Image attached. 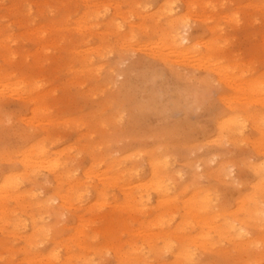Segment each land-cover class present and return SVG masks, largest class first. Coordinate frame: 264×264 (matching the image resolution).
I'll return each instance as SVG.
<instances>
[{"label": "rangeland", "instance_id": "rangeland-1", "mask_svg": "<svg viewBox=\"0 0 264 264\" xmlns=\"http://www.w3.org/2000/svg\"><path fill=\"white\" fill-rule=\"evenodd\" d=\"M181 20L185 57L168 43ZM254 79L264 0H0V264H264V121L219 128L264 112ZM41 150L56 167L24 164ZM226 221L249 234L220 237Z\"/></svg>", "mask_w": 264, "mask_h": 264}, {"label": "bare ground", "instance_id": "bare-ground-1", "mask_svg": "<svg viewBox=\"0 0 264 264\" xmlns=\"http://www.w3.org/2000/svg\"><path fill=\"white\" fill-rule=\"evenodd\" d=\"M170 10V9H169ZM96 10H94V12H95ZM170 12H171V10H170ZM176 12H174L173 14H175ZM171 15V18L170 19H172V20H174V15ZM192 37H191V35H190V26L189 25H186V24H184L183 22H182V20H181V22L179 23V26L178 27H175L174 28V30L171 32V33H168V43H169V50L173 53V54H175V55H177V56H180V57H185V56H187V55H189L192 51H193V48H192V44H191V41H192ZM211 59H212V56H209V55H206L205 56V58H204V60H206V62H210L211 61ZM222 58L221 57H219V67L217 68V66H214V71L216 72V71H218V75H219V82L220 83H222L223 85H226V87H232L233 85L234 86H237V87H239V85L241 84V83H239L237 80L238 79H240V78H238V77H233L232 76V74H229L230 72H229V70L227 69V66L226 65H224L222 62ZM214 64H218V62L217 63H214ZM226 66V67H225ZM231 75V76H230ZM238 78V79H237ZM241 80V79H240ZM239 83V84H238ZM233 86V87H234ZM23 86H19V87H16L15 88V90H17L18 88H21V89H23L22 88ZM232 87V88H233ZM233 89H235V88H233ZM246 89H248V92H249V102H251V101H253L252 103H256V104H260V105H262V106H264V82L262 81V80H256V79H254V80H250L249 82H247V88ZM15 90H13L14 92H15ZM20 90V89H19ZM18 91V90H17ZM21 92L23 91V90H20ZM19 92V91H18ZM221 95V94H220ZM219 95V96H220ZM202 98V97H201ZM207 98H208V96H207ZM223 98H225L226 99V97H223ZM222 98V99H223ZM203 99V98H202ZM220 99V98H219ZM198 100V99H197ZM200 100V99H199ZM221 101V100H220ZM226 101L229 103V101H228V98L226 99ZM221 102H223V101H221ZM200 103L202 104L203 103V100H202V102L200 101ZM227 103V104H228ZM200 104V106H202ZM226 104V103H225ZM194 107H195V105H194ZM199 107V106H198ZM197 106H196V108H198ZM216 112V111H215ZM256 114H258V115H256ZM246 115V116H245ZM245 115H243V114H238V116L237 117H232V118H229V119H227V120H222V121H220V122H222L221 123V125H220V127L219 128H228L230 131H231V135H230V139L231 140H234V136H233V134H234V132H235V134H243V132H244V130H245V128H246V126H248L246 123V121H248V124H249V126L251 127H255V126H257V124L258 123H260V122H262V121H264V112H261V114H260V112H256V111H254V110H248V112H247V114H245ZM249 115V116H248ZM248 116V117H247ZM257 119L259 120V122L257 121ZM38 155L41 157V156H43V158H40V157H38V159H32V157L31 158H29V156H28V158L27 157H24L25 159H29V160H26V161H24V164H28V163H31L30 164V167H31V170H34V169H38V167H41L40 165H42L43 166V164L44 163H46V165H47V167H49V163H52L53 162V165H55V163H54V161L53 160H49L48 158H46L45 157V153L43 152V150H41V152L39 151V153H38ZM36 158V157H35ZM40 158V159H39ZM24 159V160H25ZM31 159V160H30ZM41 163H40V162ZM56 161H57V159H56ZM38 163H40L39 165H37ZM46 165L44 164V166L46 167ZM57 165V164H56ZM56 165H55V167H56ZM50 166H52V164L50 165ZM45 167H43V168H45ZM46 167V168H47ZM54 167V168H55ZM50 168H52V167H50ZM256 168V167H255ZM49 169V168H48ZM151 172L152 173H154V165H152L151 166ZM53 171H55L54 169H53ZM229 173V175H231L232 174V172H233V170L232 169H230L229 171H228ZM182 176V175H181ZM180 176V177H181ZM236 178V177H235ZM236 180V179H235ZM152 182H154L155 184V186L153 185V187H151L150 185H152V184H150L149 185V187H151V188H157L158 190H160L158 187L160 186V184L163 182L162 180H159V181H152ZM6 185V184H5ZM8 185L9 186H15L16 184L14 183V182H8ZM146 185H148V183L147 184H145V185H143V184H141V186H145V187H147L148 188V186H146ZM140 185H139V187H141ZM138 187V186H137ZM138 187V189L140 190V188ZM142 188V187H141ZM141 196V198L143 197V194H140ZM20 196V195H19ZM203 196V198L201 199V202L200 201H197V203L196 202H194V201H191V204L189 205V208H188V213L190 214L189 215V217H190V219H191V222H193L194 220H195V218H200L201 219V221H202V223L205 221V219H204V217H203V213H204V210H205V208H206V206L208 205L207 203H208V197H207V194H203L202 195ZM201 196V197H202ZM17 198H19V197H17ZM126 198V197H125ZM61 199V198H60ZM192 199H193V197H192ZM64 200V199H63ZM127 200H128V197H127ZM127 200L125 201V206L127 205V207H130L132 204H130V203H132V202H130V203H127L126 204V202H127ZM128 201H131V199L130 200H128ZM141 203L142 202H140V205H141ZM129 205V206H128ZM255 205H257L258 207H257V209L259 210L258 211V213H259V218H262V216L264 215V199H261V201L260 200H258V201H256L255 202ZM2 206V205H1ZM3 207V206H2ZM4 209H6V207H4V208H1L0 210H4ZM7 210V209H6ZM10 210V209H9ZM2 212H4L5 213V211H2ZM1 212V213H2ZM5 214H7V213H5ZM3 216V215H2ZM10 216V215H9ZM9 216H8V218H9ZM2 218V217H1ZM5 218V217H4ZM258 218V219H259ZM193 220V221H192ZM262 220V219H261ZM14 221L16 222V219H14ZM14 221H13V223H12V226L13 225H17V224H20L21 222H16L15 224H14ZM11 222H12V220H11ZM205 223H207V220L205 221ZM213 224V223H212ZM222 224H224V223H222ZM225 225V224H224ZM260 226H262L263 228H264V225L262 224V225H260ZM212 227H214V225L212 226ZM226 228H225V231H224V228L222 229L221 228V223L219 224V236L221 237L222 236V238H223V234L225 233H227L228 235H234V236H237V237H244V236H246L247 234H249L248 233V230H246L244 227H242V225H237V224H235V223H233V222H231V221H226V226H225ZM170 234V232H168V231H164L163 233H162V237H163V239L166 237V236H168ZM184 235L186 234V233H183ZM225 234H224V237H225ZM189 235H190V233H189ZM186 236H188L187 234H186ZM211 236L209 235V238H210ZM166 239V238H165ZM189 240V243H195V239L196 238H194V236H188L187 238L185 237V239H184V241L185 240ZM221 239V238H220ZM223 240V239H222ZM183 241V242H184ZM251 241L252 240H250L248 243L250 244L251 243ZM164 243H165V245L167 246L168 245V242L167 241H164ZM185 246V245H184ZM184 246L181 244V245H179L178 247H180L181 249H183V251L180 253V256L181 257H183V260L185 261V262H187V263H189V262H192V255H191V251L189 250V249H186V248H184ZM85 247V246H84ZM179 248V249H180ZM124 257V256H123Z\"/></svg>", "mask_w": 264, "mask_h": 264}]
</instances>
